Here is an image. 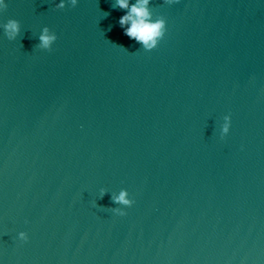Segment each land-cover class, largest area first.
<instances>
[{
    "label": "water",
    "instance_id": "95a60500",
    "mask_svg": "<svg viewBox=\"0 0 264 264\" xmlns=\"http://www.w3.org/2000/svg\"><path fill=\"white\" fill-rule=\"evenodd\" d=\"M6 3L0 264H264V0H151V51L115 0Z\"/></svg>",
    "mask_w": 264,
    "mask_h": 264
},
{
    "label": "clouds",
    "instance_id": "9594fccd",
    "mask_svg": "<svg viewBox=\"0 0 264 264\" xmlns=\"http://www.w3.org/2000/svg\"><path fill=\"white\" fill-rule=\"evenodd\" d=\"M56 9H64L66 6L75 8L79 0H53ZM180 0H164L165 4H176ZM151 0H115V7L126 10L119 20V26L122 29L123 35L129 39L136 41L141 45L144 51H151L157 47L158 42L163 38L166 30V22L163 17L153 18L149 9ZM6 0H0V12L6 9ZM107 13H105V16ZM0 31L9 40H15L20 33V24L14 19H9L6 23H0ZM57 40V35L50 31L45 26L41 29L39 35V44L36 46L41 50H51L52 45ZM231 128V114H226L222 118V123L219 126V135L223 139L226 137ZM106 190H99V199H103ZM112 204L119 207H110L115 215L124 216L125 208L133 205L134 200L129 198V193L126 189H121L118 193H113L110 197ZM17 239L21 242L28 241L26 232L21 231L17 234Z\"/></svg>",
    "mask_w": 264,
    "mask_h": 264
}]
</instances>
